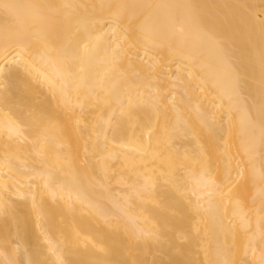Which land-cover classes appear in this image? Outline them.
<instances>
[{"label":"bare ground","instance_id":"6f19581e","mask_svg":"<svg viewBox=\"0 0 264 264\" xmlns=\"http://www.w3.org/2000/svg\"><path fill=\"white\" fill-rule=\"evenodd\" d=\"M0 264H264V0H0Z\"/></svg>","mask_w":264,"mask_h":264}]
</instances>
